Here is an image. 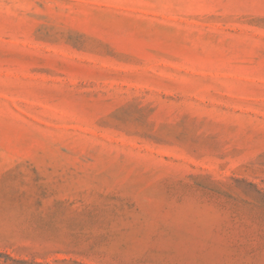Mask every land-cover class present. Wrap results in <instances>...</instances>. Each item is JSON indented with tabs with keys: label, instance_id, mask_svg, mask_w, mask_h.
Returning <instances> with one entry per match:
<instances>
[{
	"label": "rangeland",
	"instance_id": "374dc122",
	"mask_svg": "<svg viewBox=\"0 0 264 264\" xmlns=\"http://www.w3.org/2000/svg\"><path fill=\"white\" fill-rule=\"evenodd\" d=\"M0 264H264V0H0Z\"/></svg>",
	"mask_w": 264,
	"mask_h": 264
}]
</instances>
